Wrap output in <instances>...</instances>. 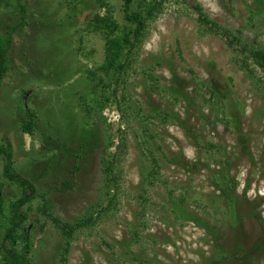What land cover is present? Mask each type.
Masks as SVG:
<instances>
[{
	"label": "rangeland",
	"instance_id": "374dc122",
	"mask_svg": "<svg viewBox=\"0 0 264 264\" xmlns=\"http://www.w3.org/2000/svg\"><path fill=\"white\" fill-rule=\"evenodd\" d=\"M76 3L9 0L0 8L1 34L18 24L20 5L28 23L13 37L0 84V143L10 142L14 169L37 195L79 166L72 192L45 195L48 213L70 224L95 221L74 233L63 256L65 239L34 199L22 209L30 263L264 264V72L251 58L241 70L242 55L221 38L202 37L193 9L200 6L264 50V0H163L116 103L94 108L88 120L82 108L92 106V97L84 72L102 63L104 43L85 26L104 9ZM109 4L122 25L121 3ZM143 71L157 78L156 93ZM27 110L38 118L31 137L19 128ZM108 143L116 180L111 203L102 169ZM149 154L160 166L151 186ZM222 176L232 186L230 201L218 187ZM20 194L2 178L0 160L4 216ZM1 224L0 217V259Z\"/></svg>",
	"mask_w": 264,
	"mask_h": 264
},
{
	"label": "trees",
	"instance_id": "16d2710c",
	"mask_svg": "<svg viewBox=\"0 0 264 264\" xmlns=\"http://www.w3.org/2000/svg\"><path fill=\"white\" fill-rule=\"evenodd\" d=\"M9 0H0V8ZM76 4H83L85 0H73ZM113 0H89L92 7L98 10L104 9V14L96 12L87 21L85 31L89 34L98 35L104 43V56L102 63L94 69H89L84 72L86 80L90 84V91L88 96L92 97V106L83 103V112L85 120H88L94 108L103 110L110 102L116 103L117 89L120 86L126 85V80L134 73L135 66L138 63L139 51L149 34V24L160 13L163 5V0H117L121 3V13L123 15V24L120 25L114 18V10L109 4ZM20 17L18 24L10 27L5 34L0 33V84L6 77L9 68V52L12 48L13 37L15 34L21 33L28 25L27 16L25 14V7L20 5ZM193 9L197 15L196 24L200 30V35L214 36L221 38L226 44L227 48L234 53H239L245 59L238 60L236 63L240 65V69L246 71L247 59L251 58L252 62L264 72V50L256 49L251 43L242 38L240 31H232L217 22L208 18L200 6H194ZM72 17H70L71 19ZM79 54V49L76 50ZM143 75L150 82L148 90L151 93H156L158 90V81L150 72L143 71ZM192 80L197 85V80L192 77ZM209 99H218V96L211 90H207ZM111 92V96H110ZM24 95V94H23ZM117 105L118 110H121ZM162 116V115H161ZM37 115L27 110L25 118L20 122V131L27 135L33 136L37 127ZM110 142L111 139H109ZM123 139H120L112 158L117 156V152L122 149ZM111 145L108 143L102 152V169L105 175L106 196L110 197V203L113 201L115 195L112 193L113 186L116 185V180L112 176L114 168V161L110 160ZM150 155V154H149ZM76 160H81V156L77 155ZM0 160L2 161V178L8 183L16 186L20 191V197L15 199L9 205V216L3 214L4 201L0 195V217L2 218V229L4 231V241L2 242V253L0 264H31L29 260L30 241L28 239V227L25 226L27 220L26 215L22 209L27 204H30L34 199L40 198L43 202L41 213L47 217L53 224L55 229L59 231L63 239H65L66 247L63 250V256L68 253L69 241L73 238L76 231L83 227L94 224L93 218L87 220L76 221L73 224L62 222L60 219L53 217L48 213L49 206L45 200V195L54 192L57 194H65L72 192L76 187L75 176L79 172L80 167L75 166L70 172V177L55 183L47 189L45 195H37L34 185L14 169V159L12 152V145L6 139L0 143ZM151 169L147 174L148 185L151 186L153 182H158L160 166L155 157L150 155ZM222 184L218 185L220 191L225 198L230 201L232 186L226 184L227 178L222 176L220 178ZM101 214V212H100ZM133 237L138 238V233L135 231ZM6 243V246H5ZM19 246H21L19 248Z\"/></svg>",
	"mask_w": 264,
	"mask_h": 264
}]
</instances>
